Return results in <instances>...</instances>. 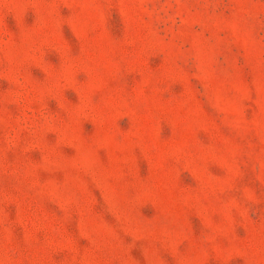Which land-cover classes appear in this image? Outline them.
Here are the masks:
<instances>
[{
	"label": "rangeland",
	"instance_id": "1",
	"mask_svg": "<svg viewBox=\"0 0 264 264\" xmlns=\"http://www.w3.org/2000/svg\"><path fill=\"white\" fill-rule=\"evenodd\" d=\"M0 264H264V0H0Z\"/></svg>",
	"mask_w": 264,
	"mask_h": 264
}]
</instances>
